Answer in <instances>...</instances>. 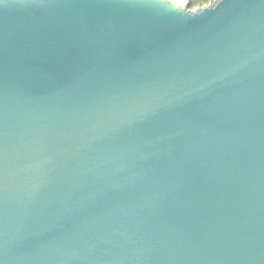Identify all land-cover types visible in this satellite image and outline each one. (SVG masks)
Returning <instances> with one entry per match:
<instances>
[{
	"label": "water",
	"instance_id": "95a60500",
	"mask_svg": "<svg viewBox=\"0 0 264 264\" xmlns=\"http://www.w3.org/2000/svg\"><path fill=\"white\" fill-rule=\"evenodd\" d=\"M0 0V264H264V0Z\"/></svg>",
	"mask_w": 264,
	"mask_h": 264
},
{
	"label": "rangeland",
	"instance_id": "374dc122",
	"mask_svg": "<svg viewBox=\"0 0 264 264\" xmlns=\"http://www.w3.org/2000/svg\"><path fill=\"white\" fill-rule=\"evenodd\" d=\"M215 0H182L183 8L189 11L213 4Z\"/></svg>",
	"mask_w": 264,
	"mask_h": 264
},
{
	"label": "bare ground",
	"instance_id": "6f19581e",
	"mask_svg": "<svg viewBox=\"0 0 264 264\" xmlns=\"http://www.w3.org/2000/svg\"><path fill=\"white\" fill-rule=\"evenodd\" d=\"M175 2H176V4H181L182 5V0H175Z\"/></svg>",
	"mask_w": 264,
	"mask_h": 264
},
{
	"label": "snow or ice",
	"instance_id": "6c2138e0",
	"mask_svg": "<svg viewBox=\"0 0 264 264\" xmlns=\"http://www.w3.org/2000/svg\"><path fill=\"white\" fill-rule=\"evenodd\" d=\"M174 2H175V0H174Z\"/></svg>",
	"mask_w": 264,
	"mask_h": 264
}]
</instances>
